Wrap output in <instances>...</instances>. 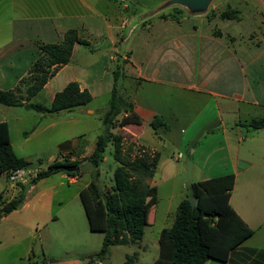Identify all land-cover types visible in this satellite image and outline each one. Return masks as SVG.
<instances>
[{
	"label": "crops",
	"instance_id": "1",
	"mask_svg": "<svg viewBox=\"0 0 264 264\" xmlns=\"http://www.w3.org/2000/svg\"><path fill=\"white\" fill-rule=\"evenodd\" d=\"M122 7H127L125 0H0V89L16 93L19 80L28 74L30 65L41 54L39 45L59 43L66 31L74 30L85 43L74 42L69 61L61 64L28 100L49 105L54 94L69 81H76L80 89H86L91 101L100 95L109 96L113 82L111 53L118 38L123 37L121 43L128 41L126 50L130 51L124 73L134 80L127 93L142 120L141 125H128L126 129L135 145L158 154L153 175L147 179L149 185L156 187V199L148 210L145 226L156 231L157 251L151 262L157 256L159 232L171 225L182 199L172 181L186 170V160L190 159V181L233 174L229 202L252 230L225 261L209 258L204 264H264V126L246 136H236L235 142L223 126L230 120L238 127L237 124L264 115V23L238 20L246 25L240 43L227 22L223 28L217 20L129 22L118 15ZM252 29L256 33L252 34ZM88 52L99 54L91 60ZM256 61L259 62L254 64ZM77 109L92 113L87 107ZM32 111L22 105L0 103V122L7 123L9 137L10 122L31 116ZM63 111L69 109L35 113L53 117ZM154 115L164 122L155 129L150 125ZM217 126H222L221 143L212 148L198 144L201 139L215 137L207 135L213 134ZM31 128L34 132L37 127ZM236 131L239 133V128ZM95 138L63 147L62 156L82 161L92 150ZM10 142L13 147L11 138ZM183 144L189 149L183 164L182 151L172 157L175 164L161 153L165 147ZM22 157L29 161L28 156ZM60 173L67 178V174ZM41 179L27 187L19 207L0 217V264H16L20 259L18 253L11 256L10 250L12 238L21 234L22 219L16 214ZM77 179L78 175L70 182ZM26 181L11 180L9 172H2L0 204L14 197ZM163 186L167 189L162 204ZM51 196L50 192H40L35 197L38 211L44 212L46 208L47 221L58 218L50 213ZM11 215L19 217V228L9 224ZM16 244L15 240L13 245ZM91 254L85 255L88 264L93 262L87 259ZM57 264L84 263L66 260Z\"/></svg>",
	"mask_w": 264,
	"mask_h": 264
},
{
	"label": "trees",
	"instance_id": "2",
	"mask_svg": "<svg viewBox=\"0 0 264 264\" xmlns=\"http://www.w3.org/2000/svg\"><path fill=\"white\" fill-rule=\"evenodd\" d=\"M177 11L181 12V8L178 7ZM238 11L237 8L227 7L218 16L222 19H237ZM172 18L177 20V15ZM76 41L85 43L74 30H68L61 42L39 45L41 54L30 65L28 74L19 80L16 93L14 90L0 89V103L22 105L36 112L55 113L90 102L91 94L86 89H80L76 81H69L57 91L49 105L28 100L61 64L69 61L72 45ZM124 64L125 60L118 54L110 65L112 87L106 108L99 117L100 131L86 156L93 165L89 172L91 179L78 192L89 229L104 233L100 249L87 256L88 261L101 258L111 245L137 243L148 223V210L156 199V187L149 185L147 179L153 175L158 154L142 151L131 158L125 157L123 136L117 132L120 127L141 125L142 122L127 93L134 80L125 75ZM23 98L26 101L23 102ZM162 124L164 122L158 115H154L150 122L153 129ZM243 124L251 129L261 128L264 126V115L253 117ZM108 144L112 145L113 158L117 162L112 171L113 184L109 186L101 185L97 179L98 167ZM80 162L70 159L68 155L49 162L14 197L1 202L0 217L19 207L27 187L39 179L57 172L71 176L81 174L75 171ZM30 165L28 160L15 153L8 125L0 122V174ZM233 182V174L190 181L189 195L179 201L171 225L159 232L157 256L150 264H204L209 258L225 261L229 252L252 233L229 202ZM189 197L194 198V206H191ZM135 260L136 254L132 253L126 256L123 264H134ZM40 264H45L44 259Z\"/></svg>",
	"mask_w": 264,
	"mask_h": 264
},
{
	"label": "rangeland",
	"instance_id": "3",
	"mask_svg": "<svg viewBox=\"0 0 264 264\" xmlns=\"http://www.w3.org/2000/svg\"><path fill=\"white\" fill-rule=\"evenodd\" d=\"M161 3H160V2ZM163 1V0H162ZM161 0H138L135 3H130L125 0L127 7L119 8L118 15L120 19L125 18L127 21L147 22L150 20L171 19L173 15H177V20L183 19L189 22L201 20H217L219 27H224V22L231 24L228 27L232 29L237 41L242 43V34L246 33V25L244 21H255L264 23V3L261 0H211L204 13L191 14L184 7L181 12L177 11V5H170L162 9H158V4H162ZM227 7L237 8L239 10L237 19L221 20L218 13ZM162 16H165L163 18ZM244 21H238V20ZM252 27V26H251ZM125 29V28H124ZM123 29V30H124ZM252 34L256 33L252 29ZM123 37H119L116 44V49L111 53L112 61L116 55H122V60L125 63L129 57V52L126 50L128 43H121ZM246 40V38L244 39ZM248 40V38H247ZM83 47V46H81ZM255 45H253V48ZM89 58L95 59L99 53H89ZM256 61L254 64H257ZM111 65V64H110ZM261 95L263 93L261 92ZM108 94L95 97L93 101L87 104L70 108L69 111L56 113L53 117L48 115L40 117L35 111L31 112V116L23 117L16 121L10 122V138L13 142V148L16 154L20 156H28L30 167L45 169L49 162L62 157L61 150L63 147H68L71 144H80L83 140L93 141L100 131V115L106 108ZM87 107L92 113H83L77 108ZM82 110V109H81ZM74 117V119H72ZM54 124H50V122ZM230 121V120H229ZM226 121L223 125L229 136H233L232 142H235L236 136H246L254 129H251L242 124L233 125V122ZM36 125L34 132L30 129ZM125 125L117 129V132L123 136V151L125 157H133L135 154L143 151L151 152L143 145H135L131 139L130 131ZM222 126L214 128V133L207 136H215L211 139H201L198 144L212 148L214 145L221 143ZM240 130L237 133L236 129ZM28 131V132H27ZM24 132H27L26 134ZM182 146H168L162 150V154L167 159L175 164L172 157H175L178 152L182 151L183 157L181 164L184 163L189 149ZM220 151L218 154H221ZM117 162L113 158V148L108 144L104 152V159L98 167L99 176L98 182L101 185H112V171ZM81 173L75 182H70L66 177H62L60 172L51 174L40 180L28 194L27 203L16 214L22 219L20 237L11 240V256L18 253L20 259L15 261L16 264H40L44 259L47 264H57V262L66 260H76L80 263L88 264L85 255L88 253L97 252L100 249L101 241L104 233L100 231H91L88 227L86 215L77 194L78 189L91 179L89 172ZM33 177L27 176L26 183ZM192 175L187 174L184 170L176 179H173L175 191L178 192L180 198H186L189 195V181ZM166 186L161 188L160 203L165 202ZM40 192L51 193L50 213L58 218L55 221H47L48 213L46 208L41 212L39 202L35 201L36 195ZM19 217L11 215L9 224L17 226ZM47 221V223L45 222ZM46 223V224H45ZM17 230V229H16ZM156 231L153 228L146 227L143 236L137 243L116 244L111 245L102 257H97L93 262L96 264H123L126 256L132 253L136 254L135 264H149L157 251V241L154 236ZM17 241L16 245L14 241ZM103 260H107L104 262Z\"/></svg>",
	"mask_w": 264,
	"mask_h": 264
},
{
	"label": "water",
	"instance_id": "4",
	"mask_svg": "<svg viewBox=\"0 0 264 264\" xmlns=\"http://www.w3.org/2000/svg\"><path fill=\"white\" fill-rule=\"evenodd\" d=\"M131 2L135 3L137 0H130ZM211 0H165L161 5H159L158 9H162L164 7L170 5H179L186 8L191 13H199L205 11L208 4ZM264 3V0H261ZM93 168L92 162L87 158H84L79 164L78 167L75 169L76 172L79 173H87L90 172ZM191 168V160H186V171L187 174H190ZM189 202L191 206H194V198L189 197Z\"/></svg>",
	"mask_w": 264,
	"mask_h": 264
},
{
	"label": "built area",
	"instance_id": "5",
	"mask_svg": "<svg viewBox=\"0 0 264 264\" xmlns=\"http://www.w3.org/2000/svg\"><path fill=\"white\" fill-rule=\"evenodd\" d=\"M178 156H180V154H178ZM38 170L39 169L37 167L19 168V169L10 171L9 176L11 180H22V179H26L27 176H31V175L34 176ZM75 178H76V175H73V176L67 175V179L69 181H73ZM92 264H96V263L92 262Z\"/></svg>",
	"mask_w": 264,
	"mask_h": 264
}]
</instances>
